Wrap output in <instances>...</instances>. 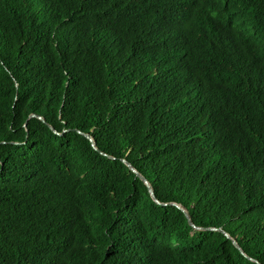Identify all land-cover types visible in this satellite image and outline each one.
<instances>
[{"label": "trees", "instance_id": "1", "mask_svg": "<svg viewBox=\"0 0 264 264\" xmlns=\"http://www.w3.org/2000/svg\"><path fill=\"white\" fill-rule=\"evenodd\" d=\"M0 264H264V0H0Z\"/></svg>", "mask_w": 264, "mask_h": 264}, {"label": "water", "instance_id": "2", "mask_svg": "<svg viewBox=\"0 0 264 264\" xmlns=\"http://www.w3.org/2000/svg\"><path fill=\"white\" fill-rule=\"evenodd\" d=\"M144 181H145V179L143 178V177H141ZM146 182V181H145ZM189 223H191V222H189ZM196 229H198V227H195ZM236 245V244H235ZM237 246V245H236ZM238 247V246H237Z\"/></svg>", "mask_w": 264, "mask_h": 264}]
</instances>
